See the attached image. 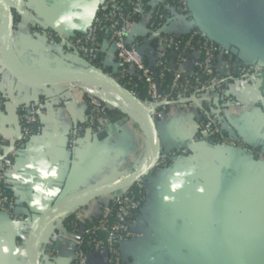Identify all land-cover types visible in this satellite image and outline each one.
<instances>
[{"label":"crops","instance_id":"obj_1","mask_svg":"<svg viewBox=\"0 0 264 264\" xmlns=\"http://www.w3.org/2000/svg\"><path fill=\"white\" fill-rule=\"evenodd\" d=\"M15 13L12 48L17 62L35 73L70 67L77 56L62 44H50L37 25L58 31H82L92 21L100 0H73L64 15L62 0H10ZM203 16L227 39L241 61L262 68L258 83L237 80L232 92L243 107L231 109L224 127L264 151V0H197ZM3 14L0 7V38ZM144 29L137 28L136 34ZM104 50L115 58L108 43ZM44 69V70H43ZM0 79L7 96L0 109V136L16 154L8 187L23 220L0 211V264H30L26 242L39 216L65 195L126 176L147 164L150 138L142 123L119 97L105 88L85 85L131 116L112 124L98 138L85 130L70 148L71 133L86 120L87 89L45 87L22 83L2 66ZM84 84V83H83ZM42 101L43 131L19 144L22 138L20 106ZM195 109L171 107L158 120L162 148L172 149L194 136ZM146 198L136 218L139 234L123 245L126 264H264V160L231 148L195 141L188 155L170 165L154 167L144 177ZM96 211L95 201L87 203ZM42 245V244H41ZM42 264H69L70 243H60L54 260ZM93 264H104L93 257Z\"/></svg>","mask_w":264,"mask_h":264},{"label":"built area","instance_id":"obj_2","mask_svg":"<svg viewBox=\"0 0 264 264\" xmlns=\"http://www.w3.org/2000/svg\"><path fill=\"white\" fill-rule=\"evenodd\" d=\"M137 28L144 29L142 38L135 33ZM37 30L48 43L59 42L72 55L83 58L86 62L82 67L93 68L89 63L104 53L105 43L111 45L118 60L114 77L120 81L136 75L144 83L147 99L142 102L157 124L171 107L195 109L194 136L172 149L162 148L155 167L168 166L179 155H188L198 137L208 142L220 134L225 135L214 146L264 160L259 146L224 127L229 110L243 107L242 99L232 92L233 83H258L263 70L256 62L233 60L229 51L201 31L194 23L188 0H100L95 16L82 31L66 33L42 24ZM152 39H157L155 48L150 45ZM167 77H171L169 91L163 88ZM89 95L86 120L88 129L95 133L104 130L108 120L102 114L104 97L93 91ZM6 100L0 79V109ZM21 109L22 138L40 135L47 105L30 101L22 103ZM81 132V127L72 131L71 144L73 136ZM7 147L0 144V211L13 220H23L24 216L16 212V198L7 191L16 154L15 148L3 157ZM144 177L132 190L114 193L112 202L97 211L85 203L60 216L42 235L45 258L54 260L59 244L70 243L69 264H93V257L103 258L104 264H126L123 245L139 235L135 226L146 198V194L139 196L146 189ZM69 215H73L72 223Z\"/></svg>","mask_w":264,"mask_h":264},{"label":"water","instance_id":"obj_3","mask_svg":"<svg viewBox=\"0 0 264 264\" xmlns=\"http://www.w3.org/2000/svg\"><path fill=\"white\" fill-rule=\"evenodd\" d=\"M188 5L192 12L195 25L206 33L214 42L224 47L230 53H235L236 51L232 42L203 16L197 0H188ZM0 7L3 14L0 53L2 66L6 73L22 83L45 87L70 86L78 83L102 81L110 87L117 97L131 108L138 121L144 125L151 143L149 161L140 169L112 181L67 194L39 216L29 233L26 242V251L30 264H42L39 258V248L42 235L47 228H49L60 216L71 212L82 204L100 197L112 195L134 185L138 180L146 176L158 163L162 145L157 121L152 117L145 104L132 91L103 69L81 66L37 74L21 66L17 62L12 48V35L15 28L14 8L10 0H0ZM72 7L73 0H62L64 15L67 16L71 14ZM15 148L16 141H12L5 149L3 157H6Z\"/></svg>","mask_w":264,"mask_h":264},{"label":"trees","instance_id":"obj_4","mask_svg":"<svg viewBox=\"0 0 264 264\" xmlns=\"http://www.w3.org/2000/svg\"><path fill=\"white\" fill-rule=\"evenodd\" d=\"M139 36H140V38L143 37L142 34H140ZM50 44H55V43H50ZM58 44H60V43L58 42ZM150 45L155 48L157 46V39H152L150 41ZM66 52H68L67 49H66ZM68 53L70 54V52H68ZM232 56H233V58H232L233 60L241 61V60H238L237 57L234 56L233 54H232ZM78 58H79L78 60L77 59L73 60L72 63L69 64L70 67H81L82 63L86 62L83 58H81V57H78ZM153 58H155V57H153ZM117 61H118L117 58L109 57L106 54V52L104 51V53L101 52V54L99 55L98 59L93 64L92 63H89V64L93 68L101 67L105 72L111 74L112 76H116V74H117L116 70L117 69H116L115 65H117L116 64V63H118ZM120 82L122 83V85L127 87L130 91H132L141 101H145L147 99V92H146L145 85L140 79H138V77L136 75L127 76L124 79L120 80ZM135 84H137V85H135ZM170 87H171V77H167L166 79H164L163 88L166 91H169ZM89 92L90 91L86 90V92L84 94L87 103L91 99V96L89 95ZM205 104H207V102H205ZM103 105H104V108H103L102 114L108 120V125H107V127L104 130L99 131V132H95V135L98 138H100V139L108 134V128H109L110 125L116 124V123H118V124L127 123L131 119V116L128 113H125L120 108H118L115 105H113L111 102H109L107 100V98H104ZM89 111H90V107L87 105L86 114ZM19 112H20V114L22 113L21 106H20V111ZM88 126H89V123H88L87 120H85L84 122L78 124L77 128L81 127L82 128V132H84L85 130H89ZM21 133L23 135L22 126H21ZM223 135H225V134H220L218 136H214L207 143L214 146L216 144V142L223 137ZM78 136H80V135L73 136V139L76 140L77 138H79ZM27 140L28 139L25 140V139L21 138L20 141H19L20 146H21V143H24ZM196 141H204V142H206L201 137H198V139ZM0 144L6 145V144H8V142H7L6 139H4L3 137L0 136ZM69 145H70V148H74V143H72V144L70 143ZM1 153H2V151L0 149V154ZM133 188H134V185H132V186L126 188V189H123V190H121L119 192L132 190ZM7 191H8V193L10 195L13 196V194L10 191L9 187H7ZM145 194H146V189L142 190V193L139 194V196H145ZM112 198H113V194L112 195H108V196H104V197H100V198H98L96 200H93V201H95V203L97 204V207H99V209H100V208H102L103 205H105L107 203H111L112 202ZM136 214H138V212H135V215ZM69 216H70V220L71 219L73 220V215H69ZM95 219H98V218L95 217ZM72 220H71L70 223H72ZM70 223H64V225L67 228H70L71 227Z\"/></svg>","mask_w":264,"mask_h":264},{"label":"rangeland","instance_id":"obj_5","mask_svg":"<svg viewBox=\"0 0 264 264\" xmlns=\"http://www.w3.org/2000/svg\"><path fill=\"white\" fill-rule=\"evenodd\" d=\"M44 70V69H43ZM56 70H58V69H50V68H48V69H46V70H44L43 72H50V71H56ZM90 83H92V85H94V87H98V88H104V86H101V85H99V84H96L95 82H90ZM60 87H77V88H83V89H89L86 85H85V83L83 84V83H78V84H73V85H70V86H60ZM88 91H90L91 92V90H88Z\"/></svg>","mask_w":264,"mask_h":264},{"label":"bare ground","instance_id":"obj_6","mask_svg":"<svg viewBox=\"0 0 264 264\" xmlns=\"http://www.w3.org/2000/svg\"><path fill=\"white\" fill-rule=\"evenodd\" d=\"M59 70V69H58ZM32 72V71H31ZM35 73V72H34ZM41 73H43V72H41ZM37 74H40V73H37ZM96 84H99V85H101V86H104V88L105 89H107L108 91H112L111 89H110V87L106 84V83H104V82H102V81H96L95 82Z\"/></svg>","mask_w":264,"mask_h":264}]
</instances>
